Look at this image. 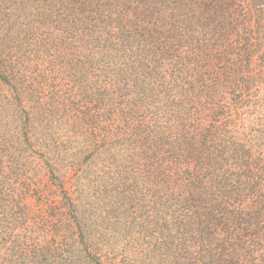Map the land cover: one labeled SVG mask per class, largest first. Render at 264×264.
<instances>
[{
    "label": "trees",
    "instance_id": "trees-1",
    "mask_svg": "<svg viewBox=\"0 0 264 264\" xmlns=\"http://www.w3.org/2000/svg\"><path fill=\"white\" fill-rule=\"evenodd\" d=\"M0 264H264V0H0Z\"/></svg>",
    "mask_w": 264,
    "mask_h": 264
}]
</instances>
